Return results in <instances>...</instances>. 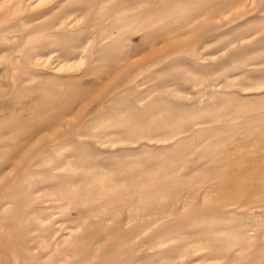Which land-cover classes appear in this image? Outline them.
I'll return each mask as SVG.
<instances>
[{
  "label": "rangeland",
  "instance_id": "1",
  "mask_svg": "<svg viewBox=\"0 0 264 264\" xmlns=\"http://www.w3.org/2000/svg\"><path fill=\"white\" fill-rule=\"evenodd\" d=\"M97 2L0 5V264H264V0Z\"/></svg>",
  "mask_w": 264,
  "mask_h": 264
},
{
  "label": "bare ground",
  "instance_id": "2",
  "mask_svg": "<svg viewBox=\"0 0 264 264\" xmlns=\"http://www.w3.org/2000/svg\"><path fill=\"white\" fill-rule=\"evenodd\" d=\"M11 1H14L16 4H21V3H24V1H26V0H0V5H4V4H6L7 2H11ZM30 3L32 2V1H34V0H28ZM98 2H97V4H98V6L100 7V8H103L104 7V5H105V3L107 2V1H109V0H97ZM241 1V0H240ZM243 1V0H242ZM249 2V1H248ZM233 3H234V1H233ZM233 3H231V6L233 5ZM236 3V2H235ZM234 3V4H235ZM245 3V2H244ZM252 3V2H251ZM25 4V3H24ZM6 5H8V3L6 4ZM26 5H28V4H26ZM21 6V5H20ZM244 6V5H243ZM24 7V6H23ZM100 8H98V9H100ZM224 8V7H223ZM222 8V9H223ZM243 8V7H242ZM219 10H221V9H219ZM239 9H237V11H238ZM240 10H241V8H240ZM239 10V11H240ZM226 11H227V9H226ZM231 11H232V9H231ZM234 11V10H233ZM236 11V10H235ZM242 11V10H241ZM218 12V11H217ZM222 12V11H221ZM229 15V14H228ZM44 16V15H43ZM237 16V15H236ZM224 18V17H223ZM195 21V20H194ZM193 21V22H194ZM196 21H197V19H196ZM198 21H199V19H198ZM197 23V22H196ZM188 24H191V23H188ZM185 26V25H184ZM14 27H16V26H14ZM183 27V26H182ZM6 30V29H5ZM1 31V30H0ZM4 31V30H3ZM73 31H71V30H69V29H65V30H62L61 32H60V34H63V35H65V34H71ZM4 32H1L0 33V35H2ZM31 33H33V32H31ZM29 34H30V32H29ZM56 34V32H51V35H55ZM59 34V33H58ZM67 79V78H66ZM119 88V87H118ZM80 93V92H79ZM75 94H76V92H75ZM81 94V93H80ZM110 94V93H109ZM112 94V93H111ZM79 95V94H78ZM3 110V109H2ZM1 111V110H0ZM21 111V110H20ZM35 129V128H34ZM71 129V128H70ZM36 131V130H35ZM32 133H34V131L32 132ZM31 133V134H32ZM36 133V132H35ZM66 134L65 135H69V133L68 132H65ZM68 133V134H67ZM37 134V133H36ZM28 135H30V134H28ZM28 135H27V137L26 138H28ZM262 136H264V134H262ZM22 138H23V136H22ZM21 138V139H22ZM65 139V138H64ZM57 140H59V139H57ZM62 140V139H61ZM22 141V140H21ZM56 144L57 143H54V142H51L50 144H48V145H50V146H53V147H55L56 146ZM48 145L45 147V149L48 147ZM44 149V150H45ZM264 173V172H263ZM173 175V174H172ZM240 175V173L239 172H236L233 176H231V174H230V176L229 177H227V178H225L224 180H217V182H215V183H212L213 181H211V183L213 184L212 186L216 189V190H218L219 192H220V194L221 193H224L225 192V190L227 189V186H229L228 185V183H226V182H223V181H237V178H238V176ZM241 176H242V174H241ZM179 178H181L182 179V177H179ZM230 178V179H229ZM173 180H175V178L173 179ZM250 181H258V182H249L248 183V185L249 186H258V187H260L261 188V192L262 193H264V177H261V176H258L257 177V180L256 179H250ZM17 183V182H20V181H9V183H8V185L10 186V187H12L11 185V183ZM105 182V181H104ZM114 182V181H113ZM113 182H111V183H113ZM176 182V181H175ZM115 183H116V181H115ZM122 183V182H121ZM232 184H233V186H235V182H231ZM86 185H88V184H86ZM183 185V184H182ZM99 186V185H98ZM147 186H148V184H147ZM186 186H187V184H186ZM100 188L103 190V189H106V186L102 183L101 184V186H100ZM150 189H151V187H149ZM182 188V187H181ZM190 188V187H189ZM177 189V188H176ZM214 189V190H215ZM153 190V189H152ZM169 190H171L170 188H169ZM98 191H100V190H98ZM144 191V190H143ZM146 191H148V190H146ZM150 191V190H149ZM157 191H158V189H157ZM160 191V190H159ZM95 192V191H94ZM142 192V191H141ZM217 192V191H216ZM216 192H214L215 194H216ZM123 193V190H122V192L121 193H119L120 194V196H121V194ZM111 194V193H110ZM125 194H129L127 191H126V193ZM201 194V193H200ZM117 195V194H116ZM116 195H113V193H112V196L114 197H116ZM140 195V194H139ZM198 195V194H197ZM196 195V197H199V196H197ZM202 195V194H201ZM200 195V196H201ZM111 196V195H110ZM124 196H126V195H124L123 194V197ZM203 196V195H202ZM201 196V197H202ZM200 197V198H201ZM108 199H112V198H108ZM107 199V200H108ZM139 199V198H138ZM195 199V198H194ZM106 200V201H107ZM138 201H140V200H138ZM211 201V200H210ZM212 202H213V200H212ZM212 202H210V203H212ZM123 203V202H122ZM202 204V203H201ZM204 204V203H203ZM214 204V203H213ZM206 205H207V203H206ZM210 205L211 204H209V207H210ZM111 206V205H110ZM173 206V205H172ZM203 206V205H202ZM202 206H199V207H202ZM212 206V205H211ZM151 207V206H150ZM158 207V206H157ZM213 207V206H212ZM215 207H217V206H215ZM215 207H213V208H215ZM207 208H208V206H207ZM207 208H205L206 210H207ZM211 208V207H210ZM169 209L170 210H173L172 208H171V206L169 207ZM168 209V210H169ZM203 209V208H202ZM136 210V209H135ZM209 210V209H208ZM137 211V210H136ZM155 210H153V212H154ZM196 211V210H195ZM194 211V212H195ZM226 212H229V210H225ZM156 212V211H155ZM169 213H170V211H168ZM193 212V213H194ZM134 213V212H133ZM136 213V212H135ZM166 213H167V211H166ZM168 213V214H169ZM197 213H199V212H197ZM162 214H165L164 212H162L161 213V215ZM222 214V213H221ZM152 215V214H151ZM154 215V214H153ZM153 215H152V217H153ZM219 215H220V213H219ZM160 216V215H159ZM150 217V216H149ZM148 217V218H149ZM145 218H147V217H145ZM148 218H147V220H148ZM127 225L129 224V222L128 223H126ZM125 225V224H124ZM126 225V226H127ZM130 226V225H129ZM243 227V226H242ZM70 229H71V227H62V230L63 231H65L64 233H63V235L65 236V238H60V236L58 235L56 238L57 239H55V241H54V243H52L51 242V245H52V247H53V244H55V243H58L59 241H62L63 239H65V242H67L66 244H68V246L70 247V248H76V244H77V241H78V239H76V238H72V239H70V238H67L68 236H70L71 235V232H70ZM61 229L59 228H57L55 231H53L52 230V232H51V234H52V236H54V235H56L57 234V231H60ZM46 231V230H45ZM51 231V230H50ZM49 231V232H50ZM10 237H12L11 235H9ZM82 238V237H81ZM244 239V238H243ZM80 241V240H79ZM81 241H82V239H81ZM81 243V242H80ZM6 248H8L9 249V246L8 245H6ZM11 250H12V252H13V254L15 255V256H17V255H20L19 257H22V256H24V258H26V259H31V260H33V255H32V252H33V248L32 247H30V246H28L27 244H25V245H20L18 248L16 247L15 249H13L12 247H11ZM93 255H94V253H93ZM92 255V257H94ZM98 255V254H97ZM97 255H95V256H97ZM103 257V256H102ZM95 258V257H94ZM99 259V258H98ZM17 260H18V258H17ZM20 260V259H19ZM99 261V260H98ZM86 262V261H85ZM84 262V263H85ZM88 262V264H89V262L90 261H87ZM86 262V263H87ZM85 263V264H86ZM91 263H93V262H91ZM99 263V262H98ZM79 264V263H78ZM81 264V263H80ZM96 264V263H95Z\"/></svg>",
  "mask_w": 264,
  "mask_h": 264
}]
</instances>
